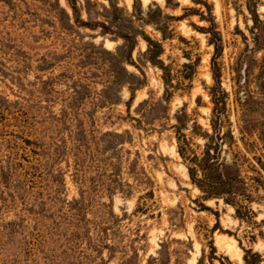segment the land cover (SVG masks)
I'll return each instance as SVG.
<instances>
[{
  "label": "rangeland",
  "instance_id": "obj_1",
  "mask_svg": "<svg viewBox=\"0 0 264 264\" xmlns=\"http://www.w3.org/2000/svg\"><path fill=\"white\" fill-rule=\"evenodd\" d=\"M259 26L245 0H0V264H264ZM213 126L231 200L178 153Z\"/></svg>",
  "mask_w": 264,
  "mask_h": 264
},
{
  "label": "trees",
  "instance_id": "obj_2",
  "mask_svg": "<svg viewBox=\"0 0 264 264\" xmlns=\"http://www.w3.org/2000/svg\"><path fill=\"white\" fill-rule=\"evenodd\" d=\"M246 7L250 12L253 24L254 25H261L257 30H255L254 34V41L255 47L257 50L264 47V22L259 20L257 15V5L260 0H245ZM115 10L119 8L114 6ZM170 18V17H169ZM116 20H121L119 17L115 18ZM125 20V19H124ZM88 25V24H87ZM103 28L106 26L102 23ZM120 28V27H118ZM120 35L125 41L128 43V50L131 51L133 48L132 45V37L130 33H121L115 32ZM146 41L150 46L152 40L146 37ZM150 52V59H154L156 61L158 57V53L154 50L147 49ZM218 55V47L215 49V56ZM215 58H212V67L215 68ZM264 60V59H263ZM139 79V78H138ZM141 85V82L138 83ZM259 88L261 93L264 95V63L260 68L259 74ZM133 96V92H131V99ZM179 120V118H177ZM116 137H121L120 134H114ZM184 137V135L182 134ZM205 137L210 141V143L205 145L203 155L201 158H198L195 154L190 156L186 152V140L183 138L178 145V153L183 158L184 161L187 162V171L188 175L192 181L202 192H203V199L208 200L213 197H221L224 195H228L230 200L233 199L237 194H241V179L239 174L236 172L234 168L226 163L219 162L218 160V149H220V144L224 142V138L219 136L218 128L213 126V131L211 134H205ZM201 172V177L198 176V171ZM227 201V200H226ZM75 203L78 201L74 200ZM245 264H260L261 256L257 252H253L251 249L245 250L244 255ZM222 264V262H221Z\"/></svg>",
  "mask_w": 264,
  "mask_h": 264
},
{
  "label": "bare ground",
  "instance_id": "obj_3",
  "mask_svg": "<svg viewBox=\"0 0 264 264\" xmlns=\"http://www.w3.org/2000/svg\"><path fill=\"white\" fill-rule=\"evenodd\" d=\"M146 1V0H145ZM106 44H112V42H110V41H106ZM173 153L175 154V155H177V152L175 151V149L173 148ZM186 174V176H187V172L185 173ZM222 243V242H221ZM223 247H225L228 251H234L235 250V246H234V244L231 242V243H229V242H227L226 241V243H225V245L223 246ZM238 256H239V254H238Z\"/></svg>",
  "mask_w": 264,
  "mask_h": 264
}]
</instances>
